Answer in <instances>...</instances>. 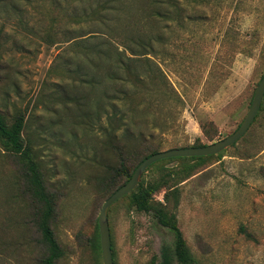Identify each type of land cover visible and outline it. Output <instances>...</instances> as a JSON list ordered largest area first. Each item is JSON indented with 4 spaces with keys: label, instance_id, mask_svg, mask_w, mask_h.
Listing matches in <instances>:
<instances>
[{
    "label": "rangeland",
    "instance_id": "obj_1",
    "mask_svg": "<svg viewBox=\"0 0 264 264\" xmlns=\"http://www.w3.org/2000/svg\"><path fill=\"white\" fill-rule=\"evenodd\" d=\"M104 44L131 58L136 74L152 69L148 98H113L120 86L85 59ZM263 75L264 0H0V112L8 125L24 113L22 136L56 196L58 264H102L93 249L97 218L124 182L114 172L123 141L129 172L151 149L223 140L242 123ZM112 105L125 127L106 142ZM182 166L155 164L143 174L165 182L149 212L130 209L126 198L110 207L113 264H180L176 234L158 220L176 201L194 264H264V110L221 158L190 172ZM19 187L17 165L0 148V221L21 217ZM0 237L10 244L0 264H34L28 231L11 227Z\"/></svg>",
    "mask_w": 264,
    "mask_h": 264
},
{
    "label": "trees",
    "instance_id": "obj_2",
    "mask_svg": "<svg viewBox=\"0 0 264 264\" xmlns=\"http://www.w3.org/2000/svg\"><path fill=\"white\" fill-rule=\"evenodd\" d=\"M95 15L92 14L91 17L87 16L86 20L89 18L92 19ZM68 21L77 23L80 21V19L70 17L68 18ZM43 39L44 42L50 44L53 42V34L50 32L46 33ZM74 39L75 38H72L70 40ZM90 52L91 53L86 54L85 56V59H87L86 63L89 64L90 68L92 70L99 69V71H101L100 67H104L109 82L114 85L117 83V85L120 86L116 95L113 96L114 99H118V96L121 95V100L124 103H129L130 99L136 95H139L140 98L144 97V99L148 98V95H151V91L148 88H151L150 83L152 82L153 77L151 75L152 69L149 66L145 72H142L143 74H136L135 68L130 64L132 62L131 58H126L123 60L124 57L122 56V53L118 52L116 48L114 51L112 48H110V44H104L98 49L93 47ZM143 55L146 54H141L140 56ZM146 59L145 61L151 64L152 61L148 58ZM76 75L81 82H85L87 84L95 83V77H93L91 80L87 79L85 81L79 77V73H76ZM88 75L89 74L85 73L84 78H88ZM142 103L143 102L141 101L135 104V108L131 105L130 110L138 109ZM110 107V111L105 113L109 127L106 130V142L115 140L121 128L125 127V114H122L120 111H118L116 106L112 105ZM263 110L264 102H262L257 117L261 112H263ZM24 117V113H21L15 118L11 125H8L4 116L0 112V148L17 165L20 187L18 188V192L16 193L15 197L25 201H23V203H25V209H23L21 217H19L17 220H11L7 217V213H4L6 218L0 221V234H6L7 230H9L11 227H14L15 230L21 229L22 232L28 231L33 237L30 239H25L26 245L32 246L37 252V257L34 259V264H58V261L63 257V251L58 245L53 231L57 199L55 194L50 192L47 188L40 162L37 160V156L31 149L30 143L25 141L22 136L25 126ZM154 128H157V124L154 125ZM140 135L142 134L140 133ZM140 138L142 137L140 136ZM206 138L209 141L213 140V136L208 134L206 135ZM123 142V146L117 150V152H119L120 166L118 169L114 170L117 176L124 177V182L119 186V188L130 179L132 173L139 163H141L147 157L159 153L158 148H154L151 149L146 155H140L141 157L138 160L137 166L128 172L124 164L128 159L127 156L130 150L129 147H127V143L125 141ZM204 146L207 145L197 144L193 147ZM222 153L208 157L166 159L155 164L179 161L183 165L181 172L185 173L203 167L213 159L221 158ZM155 164L152 166H155ZM164 187L165 182L161 183L141 179L136 188L123 198L128 199V205L130 209H133L138 213H147L152 209L154 196L159 194L161 189ZM164 201L166 204L169 202L167 195L164 196ZM177 206L178 201L175 202L172 210L169 212L165 209L166 206H162V210L158 214V220L161 226L172 230L176 234L178 250L177 258L179 263L194 264V257L189 251L185 240L182 238L178 230L176 216L173 211L177 208ZM20 245L21 244H18V246ZM9 246L10 244L6 240H2L0 237V251H2V249L9 248ZM93 249L98 254H100L98 226H96V235Z\"/></svg>",
    "mask_w": 264,
    "mask_h": 264
},
{
    "label": "water",
    "instance_id": "obj_3",
    "mask_svg": "<svg viewBox=\"0 0 264 264\" xmlns=\"http://www.w3.org/2000/svg\"><path fill=\"white\" fill-rule=\"evenodd\" d=\"M264 98V75L259 81L248 111L239 125V127L228 137L216 143L204 147H188L176 148L167 151L159 152L147 157L135 168L130 179L120 188H118L112 195H110L103 203L97 218V226L99 233V245L101 252L102 264H113L111 254V240L108 226V211L110 207L131 193L140 183L143 174L147 169L162 160L173 158H192V157H208L218 155L225 150L234 146L249 130L255 118L257 117Z\"/></svg>",
    "mask_w": 264,
    "mask_h": 264
}]
</instances>
